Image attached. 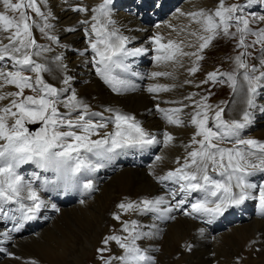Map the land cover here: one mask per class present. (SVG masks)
Masks as SVG:
<instances>
[{
  "label": "snow or ice",
  "instance_id": "1",
  "mask_svg": "<svg viewBox=\"0 0 264 264\" xmlns=\"http://www.w3.org/2000/svg\"><path fill=\"white\" fill-rule=\"evenodd\" d=\"M111 2L102 0L91 8L81 2L70 5L69 10L90 16V19L77 22L83 26L87 38V45L79 55L87 57L85 62L94 66L96 76L104 84L113 92L121 93L135 88L130 79L123 77L139 75L125 61L142 56L150 49L128 47L132 38L123 35L111 18ZM255 2L245 0L244 4H228L227 0H217L214 9L180 11L178 17H185L191 24L179 29L172 24L168 27L182 38L169 39L167 44L161 43L163 37L159 34L151 38L157 52L154 57L157 65L163 62L172 68V71H153L148 77L152 80L160 77L176 80L178 69H183L189 76L196 74L200 70L199 61L204 59L202 53L218 38L235 41L238 50L232 58L236 66L233 72L217 69L207 72L206 78L199 83L184 79L180 85L194 86L202 89L204 94L192 92L169 101L158 100L153 95L157 102L151 111L161 114L168 125L193 128L189 140L177 144L169 131L163 130L158 138L156 133L143 128L134 115L112 108L93 111L89 104L78 99L71 76L62 77L60 87L46 82L44 74L50 69L36 58L44 57L54 49L38 43L32 28H37L53 44H59L57 36L52 34L54 25L49 22L54 18L51 11L43 12L37 0L15 3L0 0L4 9L0 11V221L16 222L12 229L0 231V243L11 240V232L20 230L19 221L36 219L46 206L37 188L33 187V180L39 177L34 175L32 179H26L18 172L21 166L33 164L53 174L54 179L45 180L41 188L49 183H62L66 189L78 186L83 194H88L95 191V185L84 177L101 166L100 160L109 159L117 150L126 148L178 146L182 155L174 158V170L157 174L153 166L149 171L159 184L171 182L173 186L165 185V195L120 203V210H133L141 215L153 213L154 221L173 220L176 211L188 217L211 220L224 215L233 206L254 200L264 214V182L257 184L251 180L257 173L264 174V142L240 135L249 123L251 113L245 110L242 120L224 119V107L208 103L212 91L204 88L209 84L224 83L226 79L235 93L240 90L238 76L242 77L240 87L246 85L247 106L254 105L257 88L264 86V27H258L264 24V15H245V7H251ZM27 10L34 11L40 22L31 20ZM8 12H19V17L10 16ZM253 24L257 27L253 28ZM72 30L75 29H69ZM250 36L254 37L251 41L247 39ZM249 57L257 63L249 64ZM53 59L67 72L63 55L57 54ZM186 63L190 66L186 67ZM6 86H14L17 91H5ZM175 87V84L154 83L146 91L156 94ZM26 89L33 95H24ZM4 101L8 103L4 104ZM161 103L175 106L162 108ZM31 124L41 126L33 132L27 126ZM110 125L114 126L113 130H109ZM93 136L99 138L93 139ZM229 143L230 147L227 146ZM155 160L162 163L165 157L157 155ZM193 193L202 195L190 203ZM80 202L84 203L83 200ZM189 203L190 207H187ZM55 210L59 211L58 208ZM113 218L121 220L119 214L114 213ZM121 223L122 232L127 235L102 237V244L96 250L101 264H156L154 257L137 243L155 235L156 223L148 225L146 231L143 230L145 225L136 220ZM111 242H115L123 254L113 255L109 247ZM3 251L0 248V252ZM8 255L20 259L12 253Z\"/></svg>",
  "mask_w": 264,
  "mask_h": 264
},
{
  "label": "bare ground",
  "instance_id": "2",
  "mask_svg": "<svg viewBox=\"0 0 264 264\" xmlns=\"http://www.w3.org/2000/svg\"><path fill=\"white\" fill-rule=\"evenodd\" d=\"M40 1H41V10L43 12L51 11L53 15L54 18L50 19L49 22L54 25V34L57 36L59 43L62 45V47L58 49L57 46L52 47L54 51L45 54V57L48 59V62H45V64L50 69L48 73L44 74L45 78L50 79L52 84L58 85V87H60L62 84V77L66 76L68 70H71V77L73 78L71 82L72 88L73 89L78 88L79 84H83L78 88V90L83 91L79 99L89 104L92 110L104 111V109L106 108L116 109L122 113L134 115L136 119L141 122V126L143 128H145L150 132L156 133L158 135V138L160 132H162L163 130H167L174 135V137L176 138L175 142L177 144H179L181 141L187 142L189 140L190 136L193 134L192 127H175L168 125L166 121L163 119L161 114L155 113L151 111V109L153 108L154 103L157 102L153 100V95H156L158 100L169 101V100L180 99L183 97V95H186L188 93H192V92L201 93V91H199V89L195 88L194 86H182V87L180 86L182 85L184 79H192L196 83H199L201 79L198 76V74L189 76L183 69H179V71L176 72V77H177L176 80H172L171 78H166V77H160L157 78L156 80H152L148 78L150 76V73H152L153 71H163L157 68L155 70L156 66L154 67L152 66L149 74L146 72L147 78L145 79L149 80L147 85L142 83L143 78L146 75L142 74V76L136 78L132 77L133 79L130 78L131 76H125L123 78H127L132 81V84L135 86L134 90L130 89L123 91L121 93H115L110 89L108 85L104 84L103 81L95 75V73L91 72L90 69H95V68L94 66L87 64L85 62L87 57L79 55V52L83 51L87 45V38L84 32L82 31L83 26L78 24L77 22L84 20L86 18L90 19V16L86 17V15L83 13H77L75 11L69 10L70 5H76L81 2L85 6H88L90 8L96 7L97 6L96 4L99 0H67V3L65 2V0H46V3L45 0H40ZM193 3L194 2L191 1L185 2L182 7H177L178 9L176 8L175 10L171 11V13H169L168 17H166L164 21L156 22L155 25L157 31L156 33L152 29L150 23L143 24L142 27L140 28V31L135 32L138 30V17L140 16L139 15L140 13L138 15L135 14L132 16L118 15L114 17V20L116 21V26L120 29L121 33L123 35L132 38L131 42L133 41L132 43H134L135 47L139 46L141 48L150 49L148 53L149 52L152 53V55L151 54L150 55L153 56L152 57L153 59L157 55V52L155 51L154 46H148L149 45L148 37L152 34L153 36L159 34L163 37L162 44H167L169 39L175 40L182 38V37H177L176 33L173 32L172 29L168 27V25L172 24L177 29H179L182 25H184L185 17H178V13L180 11L186 12L188 9H191L194 6ZM206 4H207L206 6L204 5L201 6L202 9L204 8V10H210V9H214L217 6V3L213 4L210 3V1H208ZM33 18L37 22L40 21L35 17ZM69 29H75V30L69 31ZM32 31L35 39L36 38L38 39L39 36L38 30H36V28L33 27ZM67 44L78 47L76 48L77 52H75L74 54L72 53V55L70 56H67L68 51L64 48L65 45ZM128 47L131 48L130 45H128ZM57 54L63 55L64 57L63 63L67 66V72H64L59 67L57 62L54 61L53 57ZM46 58L44 59L47 60ZM185 60H187V58H185ZM134 62H135V57H130L125 61V63H128L130 65H133ZM154 62L155 64H157L155 60ZM187 66L190 65L186 63V67ZM117 74H120L118 70H117ZM77 79H80V82H77ZM154 83H159L168 86L175 84L177 85V87L172 88L170 91L167 92L150 94L146 91V89ZM4 90L17 91L14 86H6ZM228 91L230 92V90ZM258 93L259 91L257 90L254 99L255 97L258 96ZM136 96H138V98L142 100V103L137 106H132L131 100L133 97ZM226 96H227V87L225 88L224 94L221 96L222 98L218 100L221 102V105L224 104V102L227 104ZM237 97H238V101L241 100L242 103L240 109L237 110L238 111L237 113L239 114L235 116L234 118L235 120H242L243 112L245 110L251 113L250 118H252L253 112L255 110L260 109V106H262L261 102L255 100L254 105L251 108H248L246 103L247 96H246L245 88H242L238 91ZM198 98L199 97H197V99ZM3 103L7 104L8 101H4ZM160 106L162 108H171L174 107L175 105L168 103H161ZM61 110L63 111V109ZM113 129H114L113 125H111V127L109 126V130H113ZM152 147H157V146L154 145L148 148H152ZM145 148H126V149L117 150L116 153L111 155V158L100 160L98 162L101 165L99 168H102L104 165L114 166V159L121 152V150L135 151L136 149L138 152H142V150H144ZM173 149L174 151L177 152V154L178 151L181 152L178 156L182 155V150L180 147L177 146L174 147ZM169 150H170L169 147L167 149L163 147L160 148L158 154L154 155L153 159L151 158L152 161L148 163L149 164L148 167L147 168L144 167V169L147 170L142 169L141 167L137 166L134 163H131L130 165L119 164L116 168L115 167L112 168V170L109 171L108 177L111 178L110 179L111 181L112 178L115 177V179L117 181L120 180L119 182H122V184L118 182V185L119 184L121 185L118 187L116 186L114 187L113 185H110L107 189H105V191H103V194L99 191L102 194V196L104 195V193H107L106 195L107 198L104 199V206L106 207L111 203L113 204V201L139 202L140 200L143 199H155L158 196L165 195L167 191L165 185L169 187L173 185L171 184V182H165V185L159 184L154 179V177L149 174V171L150 169H152L153 166H155V171L157 174H163L168 170H174L176 164L171 160H167V158H165V160L162 163H158L155 160V157L157 155H162L164 157H167L166 155L169 154L168 152ZM91 158L95 160L94 157ZM97 173L95 174L92 172L87 174L86 177H84L86 179H91L93 181L96 192H98L99 187L101 188V186L104 185V183L99 181L98 178L99 173L98 174ZM34 175L38 176L39 179L33 180V187L37 188L39 194L44 199L45 204H47L49 207H52V209H56V207H53L52 202L48 203L47 202L48 198L45 196V193L49 191H54L52 189L58 187L61 190H65L66 193L69 192L70 194L75 196L73 200L76 199L75 201L76 203L74 205L68 206L70 208L67 213L63 212L62 209H59L58 212L61 213L60 216L61 220L59 219V221H55L53 223V230L60 231V229L63 228L61 227L62 223L67 224V222L69 221V220L66 221L67 218L71 217L72 215L75 216L80 215L82 217H85L87 223L85 225V229H78L76 225L72 223V221H69V227H71V230L74 232L75 239L68 238V240H64L65 237L63 238V235H60V239H58V245L60 246L61 252L56 253L57 256H59V258L56 259L50 255L52 252L50 250V246L48 245V240L50 239L49 237L52 231L49 232L48 230L49 228L46 227L47 225L36 228L35 230H32V232H27L28 230L25 229V224L27 223V221H19L20 230L11 232V240L9 241L10 242L13 241L14 243L15 242L17 243V238L19 234H25V238H27V236L35 237L32 238L31 240L32 242L33 241L38 242L40 259L31 258V257H20V259L14 260L8 264H31L32 261H35L36 264H81V258L83 255L87 253V250L89 251L88 253L90 256L84 264H92L93 263L92 250L95 248L94 245L98 237L99 230L101 229V223L103 221V217H99V215H97V213L94 210H91L92 207L95 206H97V208H100L99 207L100 199L96 200L98 199L96 198L95 199L96 202L92 206L89 201H91L94 196L98 197V194L95 192L97 194L96 196L95 193H93L94 191L88 194H83L82 190L78 186L66 189L62 183H58L56 185L49 183L45 185L43 188H41V185L44 184L45 180L54 179L53 174L52 173L48 174L46 172L43 176H39L38 170L37 172L30 171L29 173V176L31 177L30 179H32ZM129 176L131 177V179H129ZM125 177H128L129 180H126L124 182L123 179ZM81 200H83L84 203H81L80 202ZM9 207H16V205H10ZM257 209L258 210L256 212V215L254 217L251 216L253 218L250 221L251 222L250 224L243 227L236 226L234 228H230L229 230H226L223 234H221V236L218 237H214L212 231H210L205 226L206 225L205 222L212 221L214 218H212L211 220H209L208 218H200L198 220H195L193 219V217L185 216L180 211H176L173 213V215H175L176 217L173 220L154 221L153 218L155 214L153 213L141 215L131 210V214H132V220H136L138 224L145 225L143 229L145 231L148 230L147 228L148 225H150L153 222L156 223L157 228L154 230L155 235L149 239H144L142 241L137 242L138 245L142 249H145L150 255H152L154 259L157 258L156 263H158L161 259L164 262V264H264V214L261 213L259 204ZM103 210L104 209L102 208V211ZM102 214H104V212H102ZM15 215L19 216L20 214L15 213ZM87 215L92 217V219L90 217L89 219ZM46 216L48 219L49 218L48 214H46ZM201 221H203L204 223ZM1 222L2 225H0V231L6 229H12L16 224V222L14 221H7V222L0 221V223ZM162 236L167 237L168 240V245L164 246L163 249V254H162L163 258L161 257V250L158 249V245H157L159 239H161ZM223 240L226 241L230 240L231 244L229 250L226 248V246H222L223 244L219 246V242ZM23 245L24 244H22V246ZM0 248H1V243H0ZM67 248H70L73 252L77 251L78 254L77 255H74V253L68 254ZM94 254L97 253L95 252ZM116 254H123V250L118 247L113 255ZM2 257L3 254L0 253V258Z\"/></svg>",
  "mask_w": 264,
  "mask_h": 264
},
{
  "label": "rangeland",
  "instance_id": "3",
  "mask_svg": "<svg viewBox=\"0 0 264 264\" xmlns=\"http://www.w3.org/2000/svg\"><path fill=\"white\" fill-rule=\"evenodd\" d=\"M184 1L185 2H187V1L194 2L193 3L194 6L191 8L192 10L188 9L186 12L200 10V9H202L201 6L202 5L206 6L207 5L206 3L208 1H210V3H213V4L217 3L216 2L217 0H112L109 7H110V10H112L111 11V18L112 19H114V17H116L118 15L132 16L135 14L138 15L140 13L139 14L140 16L138 17V30L135 32L140 31V28L142 27L143 24L150 23V25L152 26V29L156 33L157 32L156 28H155L156 22L164 21L166 19V17H168L169 13H171V11L175 10L177 7H182L183 4L185 3ZM13 2L14 3L19 2V0H13ZM25 2H26V0H25ZM238 2L241 4H244L245 0H227L228 4H235ZM100 3H102V0H99L96 5L98 6ZM37 5L39 7H41V1L40 0H37ZM0 11H4L2 6H0ZM117 12H119V13H117ZM7 14L10 16H15L17 18L19 17V12H16V13L8 12ZM27 14L31 17V20H34L33 17H35L36 19H39V17H37L35 12L32 10H27ZM250 14H255L257 16L264 15V3H262L261 0H256V2L251 7L246 6L245 7V15H250ZM189 24H191V22L188 19L184 18V25H189ZM193 27H194V25H193ZM252 27L256 28L257 25L253 24ZM258 27H264V24H260V25H258ZM36 30H38V29L36 28ZM38 33H39L38 39L36 38L38 43L43 44V45H48L51 47L57 46V49L62 47V45L60 43L59 44H53L51 41L46 39L45 36L43 34H41L39 31H38ZM52 34H54V28L52 29ZM132 36H134V35H132ZM152 37H153V34L148 37V44H149L148 46H154L151 43ZM247 39L249 41H251L252 39H254V37L250 36ZM132 42L129 44L131 48L135 47L134 43H132ZM162 42H163V39L161 40V43ZM235 43H236L235 41H229V40H226L224 38H218V39L213 41L212 45L202 53V55L204 56V59L202 61H199L200 70L196 74H198V76L200 77L201 80L206 78V73L209 72L210 70L213 71V70L218 69L220 72H225V73L233 72L235 70L236 66H235L234 61L232 59L238 54V50L235 48ZM64 48L68 51L67 56H70V55H72V53L74 54L75 52H77L76 48H78V47L67 44V45H65ZM150 54L152 55V53L147 52L142 56L135 57V62L133 63V65H131L132 69L135 70V72H137L139 74L136 77L142 76V74L146 75L143 78V82H142L145 85L148 84L149 80L145 79V78H147V73L149 74L152 66L153 67L156 66L155 70L157 68V69H161L163 71H172V68L166 67L165 63H163V62L159 66L157 64H155V62L153 60L154 58L152 59L153 56H151ZM44 58H46V57L44 56V57L36 58V59H38L40 62H44V63L48 62V59L46 58L47 60H45ZM167 63L170 64L171 62H167ZM248 63L249 64H256L257 61L255 59H252L249 57ZM90 70H91V72L95 73V69H90ZM178 71H179V69L177 70V72ZM262 71H264V69H262ZM240 72H243V70H240ZM25 74L27 75L28 73H25ZM66 76H71V70H68ZM130 78L133 79L132 77H130ZM44 79H46V82L51 83L50 79H47L45 77H44ZM77 82H80V79H77ZM241 83H242V77L238 76V87L240 89H242V88L246 89V85H244L243 87H240ZM82 85L83 84H79L78 88ZM54 86L58 87V85H54ZM226 87H227V96H226L227 104L224 102L225 105L224 104L221 105V102L218 100L222 98L221 96L224 94ZM78 88H75L74 90L77 92L78 99H79V97L83 91L78 90ZM204 88L205 89L210 88L212 91V95H211L208 103L213 104V105H220L221 107H224V109H225L224 119H226L228 121L235 120L234 119L235 116H237L239 114V113H237L238 112L237 110L240 109L242 101L241 100L238 101V97H237L238 92L234 93L232 91L227 80L225 79L224 83H217L215 85H212V84L206 85V86H204ZM228 90H230V92ZM257 90L259 91V93H258V96L255 97L254 101L256 100L258 102H261L262 106H260V109L255 110L253 112L252 118H250V121L247 124V126L241 130L240 135L242 138H245V139L252 138V139H256V140L260 141L261 139L264 140V136H263V134H264L263 133L264 132V86L258 87ZM199 91H201V94H204L202 89H199ZM24 95H33V93L30 90L26 89L24 92ZM141 103H142V100L140 98H138V96L133 97L131 100L132 106H137V105H140ZM234 107L236 110L234 109ZM95 111H100V110H95ZM104 114L109 115V113H107V112H105ZM227 117H228V119H227ZM27 126H28L30 131L34 132V131H37L41 125L40 124H31V125H27ZM110 127H111V125H110ZM92 138L97 139L99 137L93 136ZM263 140H261L260 142H263ZM227 146L230 147L231 144L229 143ZM160 148H162V147L161 146L152 147V148L146 147L144 150H142V152H138L136 149H135V151L134 150H131V151L121 150V152L114 159V166L113 165L112 166L111 165H109V166L104 165L102 168H99V167L97 168L96 171L99 174L97 172H93L95 174L97 173L99 181L104 183V185H102L101 188L99 187L98 192L100 191L103 194V191H105V189H107L110 185H113L114 187L115 186L116 187L121 186L120 184H122V182H119L120 180L117 181L115 179V177H113L112 178L113 182H112L110 180L111 178L108 177L109 171L112 170V168H114V167L116 168L119 164L130 165L131 163L136 164L137 166L141 167L142 169H144V167L147 168L149 165L148 163H150L152 161L154 155L158 154V152L160 151ZM173 148L174 147H169V149H170L168 151L169 154H167L166 155L167 157H165V158H167V160H171L172 162L174 161V159H173L174 156L177 157L181 153L180 151H178V154H177V152L174 151ZM131 152H132V154H131ZM173 152H175V153H173ZM173 154H175V155H173ZM170 156H172V157H170ZM18 170H19L20 174L24 175V177L26 179L31 178L29 176L30 171L37 172V170H38L39 176H43L46 173L43 170L37 169L35 167V165H33V164L23 165ZM144 170H147V169H144ZM47 173L51 174V172H47ZM213 176H214V178H218L215 176V174H213ZM124 179H123V181L125 182L126 180L131 179V177L129 176V179H128V177H125ZM251 180L257 184H260V183L264 182V174L262 175L260 173H257L251 177ZM116 182H117V185H116ZM118 182L120 183L119 185H118ZM103 186L104 187L106 186V187L104 188ZM52 190H54V191H49V192L45 193V196L48 198L47 202L48 203L52 202V204L56 208L62 209L63 212L67 213L69 208H70L68 206L74 205L76 203L75 202L76 199L73 200V198H75V196L70 194L69 192L66 193L65 190H61L58 187H56ZM63 192H65V193H63ZM95 192H96V189L93 193H95ZM98 192H96L98 194V197L94 196L93 199L91 201H89L91 206H92V205H94L96 200L100 199L99 200V203L101 204V205L99 204L100 208H97V206H95V207H92L91 210H94L97 213V215H99V217H103V221L101 223V229L99 230L98 237H97L95 245H94L95 248L92 250V252H93V263L92 264H100L101 263L100 256L96 250L102 244V237H106L107 235H120V236L127 235V233L122 232V223L121 222L127 221L130 223L132 220L131 210L118 211V210H120V209H118V205L120 203H128V202L113 201V204H112L111 203L112 201H111L110 202L111 204H109L105 207L104 206V199L107 198V196H106L107 193H104V195H103L104 197H103L102 194L100 192L99 193ZM96 193H95V195L97 196ZM201 195L202 194H200V193H193L192 197H190V203L195 202V200L198 198H201ZM96 198H98V199H96ZM190 203L187 207H190ZM45 205L46 206L41 209V212L37 215L36 219L31 220V221H27V223L25 224V229L28 230L27 232H32V230H35L36 228L47 225L46 227L49 228L48 229L49 232L52 231L50 233V237H49L50 239L48 240V245L50 246V250L52 252L50 255L57 259V258H59V256H57L56 253L61 252L60 246L58 245V239H60V235H63V238L65 237L64 240H68V238L73 239L75 237L74 232L71 230V227H69V221H72V223H74V225H76V227L78 229H85V225H86L87 221H86L85 217H82L80 215H76V216L72 215L71 217L67 218L66 221L69 220L67 222V224L62 223L61 227H63V228H61L60 231L56 230L57 231L56 232L55 230H53V223L55 221H59V219L61 218L60 217L61 213L57 211L59 213L58 214L55 209H52V207H49L47 204H45ZM66 208H68V209H66ZM102 208L106 211H104V210L102 211ZM257 208H258V202L257 201L247 200L241 205L231 207L224 215L219 216V217H215L212 221L205 222L206 223L205 226L210 231H212V234H214V237L221 236V234H223L226 230H229L230 228H234L236 226H242L243 227V226L250 224L251 223L250 221L256 215V212L258 210ZM102 212H104V214H102ZM100 213H101V215H100ZM114 213L120 215V217H121L120 221H117L113 218ZM46 214H48V216H49L48 219H47ZM87 216H88V218L90 217L89 215H87ZM251 216H253V217H251ZM90 218L92 219V217H90ZM193 219L198 220L200 218H193ZM201 222H203V221H201ZM3 224H5V223H3ZM0 225H2V222L0 223ZM8 225H10V224H8ZM63 225L66 227H64ZM53 232H54V234H53ZM65 234H67V235H65ZM29 235H30V233H29ZM163 237L164 236H162V238L159 239L158 244H157L158 249L161 250V257L162 258H163L162 254H163L164 246L168 245L167 237H164V238ZM27 238H28V240H27ZM27 238H25V234H19L18 238H17V243L16 242L14 243L13 241H11V242L7 241L5 243H1V248H4V251L0 252L1 254H3V257L0 258V264H8L14 260H17L15 258H12V256L8 255V253H12V252L14 253V254L13 253L12 254L15 257H19V258L20 257H31V258L40 259L38 242L37 241L32 242V240H31L32 238H35V237L27 236ZM225 241L226 240H223L221 242L218 241L219 246H221L223 244L222 246H226V248L229 250L231 242H230V240H227L226 242ZM21 243L24 244L23 245L24 247L22 246ZM109 247L112 250V254H114V252L118 248V245H116L115 242H111ZM27 250H29V251H27ZM33 251H34V253H33ZM67 252H68V254H72V253H74V255L78 254L77 251L73 252L70 248H67ZM88 252L89 251L87 250V253L82 256L81 264H84L86 262V260L89 258L90 255ZM95 252L97 254H94ZM90 253H91V251H90ZM16 255H18V256H16ZM105 255L107 256L108 253H105ZM156 260H157V258H155V261ZM238 260H239V258H238ZM94 261H95V263H94ZM156 264H164V262L160 259V261Z\"/></svg>",
  "mask_w": 264,
  "mask_h": 264
}]
</instances>
